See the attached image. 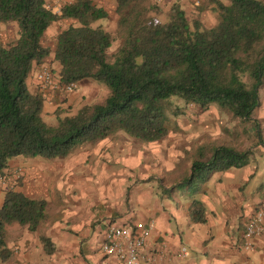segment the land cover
<instances>
[{
  "label": "trees",
  "instance_id": "trees-1",
  "mask_svg": "<svg viewBox=\"0 0 264 264\" xmlns=\"http://www.w3.org/2000/svg\"><path fill=\"white\" fill-rule=\"evenodd\" d=\"M111 1L112 32L92 27L108 17L93 0H73L57 12L45 0H0V22L16 26L15 38L0 43V175L10 159H64L117 134L158 143L175 132L171 125L179 114L174 101L200 111L215 108L233 126L196 141L188 170L171 187H196L215 173L246 166L253 151L241 147L259 137L252 113L264 73V0H204L203 9L215 16L210 27L187 19L175 3L164 15L150 0ZM61 21L70 23L53 35L52 47L44 45L50 26ZM49 58L53 68H47L60 85L89 80L105 85L109 94L71 115L60 117L62 111H56V125H46L43 97L28 90L26 78ZM44 211L43 200L4 193L1 263L12 254L5 247V226L15 223L34 232ZM204 213L202 204L192 200L189 224H203ZM39 243L45 254L53 251L47 238L40 236Z\"/></svg>",
  "mask_w": 264,
  "mask_h": 264
},
{
  "label": "crops",
  "instance_id": "crops-1",
  "mask_svg": "<svg viewBox=\"0 0 264 264\" xmlns=\"http://www.w3.org/2000/svg\"><path fill=\"white\" fill-rule=\"evenodd\" d=\"M45 1L53 6L55 0ZM106 1L113 12L114 3ZM150 1L156 2L164 15L175 3L187 19L197 18L201 23L207 19L206 27L215 22L214 14L203 9L204 0ZM38 68L32 67L26 86L31 93L43 97L44 115L54 117L60 110L75 112L82 105L103 98L100 85L89 80L77 83L69 93L41 89L35 81ZM258 126L260 123H255L256 131ZM259 140L257 137L253 142ZM108 142L104 139L96 143V149L78 150L64 159L16 157L8 162L0 175V206L7 190L18 191L30 199L43 200L45 218L34 232L15 223L5 226V247L12 254L9 261L0 264H119L100 252L104 230L108 224L135 222L151 224L138 264H264V236H243L244 225L264 202L262 182L244 195L257 172L255 159L251 158L253 164L249 162L242 168L215 173L196 187L177 189L170 182L177 178L180 163H165L171 151L160 152L157 164L161 176L151 174L135 184L131 176L137 155L131 151L123 153L115 146L100 152L103 146L108 147ZM253 144L248 147L251 151ZM104 160L112 163L105 165ZM159 186L168 191L161 193ZM192 200L204 207L203 224H189L188 207ZM40 236L51 242L50 254L42 250Z\"/></svg>",
  "mask_w": 264,
  "mask_h": 264
},
{
  "label": "rangeland",
  "instance_id": "rangeland-1",
  "mask_svg": "<svg viewBox=\"0 0 264 264\" xmlns=\"http://www.w3.org/2000/svg\"><path fill=\"white\" fill-rule=\"evenodd\" d=\"M93 2L96 5L102 7L104 10H106V12H109L108 13L109 17L105 20L97 21L92 25V27L101 26L107 31L112 32L115 24L114 12H112V9L107 4L106 0H93ZM53 9L56 11L58 8L54 7ZM66 23L67 21L65 22L61 21L58 23H54V25L52 24L48 30L49 31L48 35L44 36L43 44L52 47L53 36L51 34L54 35V33H57L60 29L67 26ZM202 24L207 25L208 20L203 19ZM15 33H16V26L14 23L6 24V22H0V43L6 44L12 41L16 36ZM115 46L116 44H113L110 48V51H113L115 49ZM45 65L48 68H53L50 62V58L47 60V63H45ZM100 87H101L100 97H106L109 94L108 88L103 84H101ZM98 99L100 98H97V100ZM257 99H258V107L253 111L252 118L253 120L256 121V123H260V126H258L259 127L258 136L260 137V140L257 141V143L255 144L254 143L255 138L250 139L249 143H244L241 147V149H245L247 147H250L251 144L254 143L252 148L253 154L251 158L255 159L256 165H254L252 161L250 163L253 164V166L257 167V172L254 175L253 181L248 184L246 191H244V195L246 194V192L248 193L251 190V188L254 185H256L258 182L259 183L262 182V184L264 185V149H263L264 148V73L262 77V84L257 90ZM171 100L174 101L175 99L172 98ZM91 102L93 103V101ZM173 104L176 107V112H178L179 114L175 119V121L173 120L174 123L171 125L172 130H174L175 132H170L161 142L156 144L140 143L124 136L123 134H117L106 138L109 141L108 147L106 145L100 149V152L102 151L105 152L107 150L110 151L109 149L106 148H112L115 146L116 149L120 148V151H123V153H126L127 151H131L132 153L134 152L135 155H137V157L135 158L136 169L133 171V176L131 177H132V181L135 182V184L138 182V180H142L146 178V176H151V174L154 177L161 176L160 174L161 169H159V165L157 164L158 162L157 160L160 157V152L161 153H166V152L170 153V151L172 152L170 153V156H167L168 159L166 160L164 159V160L165 163L167 161L171 163L170 164L171 166H175V164L180 163L178 164L179 165L178 168H180L181 171L179 170V172L177 171L175 173V175L179 177L181 173L185 172V169L188 166H190L192 154L195 151L194 144L196 141H198L201 137L204 136H209L211 138L216 137L220 134V131L223 127L233 126V121L228 119L226 115L219 113L215 108H210L206 111H200L194 107H190V106L185 107L179 101H174ZM73 113L74 112H67L63 110L60 113V117L71 115ZM41 120L48 126L54 127L56 125L55 117H50L41 114ZM95 145L86 146L79 151L94 150L96 149ZM186 149L188 150L186 151ZM179 152H181L182 154H178ZM104 161H105L104 163L105 165L112 163L111 160H104ZM153 182H154L153 183L154 189H156L157 183L156 181ZM158 194L161 196L160 193Z\"/></svg>",
  "mask_w": 264,
  "mask_h": 264
},
{
  "label": "built area",
  "instance_id": "built-area-1",
  "mask_svg": "<svg viewBox=\"0 0 264 264\" xmlns=\"http://www.w3.org/2000/svg\"><path fill=\"white\" fill-rule=\"evenodd\" d=\"M72 1L55 0L54 6L59 9L63 5L70 4ZM35 81L41 89L60 90L64 93H69L75 88L74 84L60 85L45 65L38 69ZM1 181L2 178L0 177ZM150 228L151 224L140 222L127 225L108 224L104 230L103 240L100 245L101 254L113 258L119 264H138L141 250L145 246ZM243 236L245 239L264 236V202L256 208L244 225ZM181 254L184 255L183 249L181 250ZM13 264L25 263L16 261Z\"/></svg>",
  "mask_w": 264,
  "mask_h": 264
}]
</instances>
